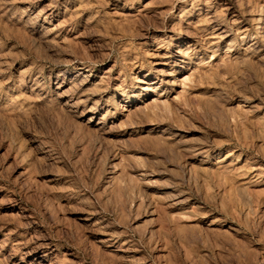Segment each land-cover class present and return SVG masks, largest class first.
Returning <instances> with one entry per match:
<instances>
[{"label":"rangeland","instance_id":"1","mask_svg":"<svg viewBox=\"0 0 264 264\" xmlns=\"http://www.w3.org/2000/svg\"><path fill=\"white\" fill-rule=\"evenodd\" d=\"M263 19L0 0V264H264Z\"/></svg>","mask_w":264,"mask_h":264},{"label":"bare ground","instance_id":"2","mask_svg":"<svg viewBox=\"0 0 264 264\" xmlns=\"http://www.w3.org/2000/svg\"><path fill=\"white\" fill-rule=\"evenodd\" d=\"M263 20H264V19H263ZM263 20H262V21H263ZM262 21H261V22H262ZM263 22H264V21H263ZM263 24H264V23H263ZM260 29H261V28H260ZM262 32H263V30H262ZM260 34H261V33H260ZM263 34H264V33H263ZM261 38H262V37H261ZM263 38H264V37H263Z\"/></svg>","mask_w":264,"mask_h":264}]
</instances>
